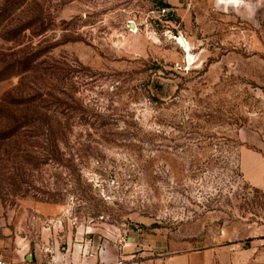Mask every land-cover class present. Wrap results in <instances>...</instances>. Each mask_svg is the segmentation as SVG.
Listing matches in <instances>:
<instances>
[{"label":"rangeland","instance_id":"obj_1","mask_svg":"<svg viewBox=\"0 0 264 264\" xmlns=\"http://www.w3.org/2000/svg\"><path fill=\"white\" fill-rule=\"evenodd\" d=\"M249 1L0 0L3 217L56 206L53 236L129 243V264L260 226L264 193L241 164L240 135L264 151V17Z\"/></svg>","mask_w":264,"mask_h":264},{"label":"crops","instance_id":"obj_2","mask_svg":"<svg viewBox=\"0 0 264 264\" xmlns=\"http://www.w3.org/2000/svg\"><path fill=\"white\" fill-rule=\"evenodd\" d=\"M219 1L228 9H240L250 3L249 0ZM254 1L259 5L258 18L261 19L264 17V0ZM240 136L243 143L249 144V147L245 146L241 150L244 178L252 187L264 193V151L257 149L263 147V142L260 136L253 134ZM59 211L56 206L27 203L17 214L13 213L9 220L0 213V257L9 264H115L119 258L118 252L123 253V250L130 247L129 243L121 247L118 244L112 246L97 241L96 237L89 239L92 237H86L85 234L75 236L67 231L60 239L53 236V226L48 221L50 216ZM234 223L244 234L230 237L229 231L233 228L230 225L225 229L228 235H222L220 244L181 249L172 253H166L162 247V251L156 254L152 252L151 257L132 264H264V222L260 226L246 221ZM59 241L66 243L64 250L57 247ZM122 255L128 259L124 253Z\"/></svg>","mask_w":264,"mask_h":264},{"label":"bare ground","instance_id":"obj_3","mask_svg":"<svg viewBox=\"0 0 264 264\" xmlns=\"http://www.w3.org/2000/svg\"><path fill=\"white\" fill-rule=\"evenodd\" d=\"M133 27H134L133 29H136V24L135 23H133ZM177 39H178L179 45L187 53V55H188L187 57L189 58V60H191L194 57L193 54H192V44H191V42L188 41V39H186L182 35L177 37Z\"/></svg>","mask_w":264,"mask_h":264},{"label":"built area","instance_id":"obj_4","mask_svg":"<svg viewBox=\"0 0 264 264\" xmlns=\"http://www.w3.org/2000/svg\"><path fill=\"white\" fill-rule=\"evenodd\" d=\"M163 11H166L165 9ZM188 57H187V63H188ZM48 251H50V248H47ZM0 264H9L6 260L0 257ZM115 264H129V262L125 259L123 255H120Z\"/></svg>","mask_w":264,"mask_h":264},{"label":"water","instance_id":"obj_5","mask_svg":"<svg viewBox=\"0 0 264 264\" xmlns=\"http://www.w3.org/2000/svg\"><path fill=\"white\" fill-rule=\"evenodd\" d=\"M130 27L133 28V23L130 24Z\"/></svg>","mask_w":264,"mask_h":264}]
</instances>
